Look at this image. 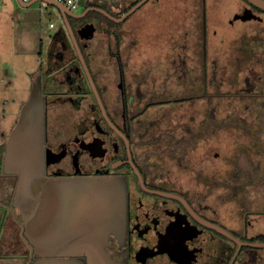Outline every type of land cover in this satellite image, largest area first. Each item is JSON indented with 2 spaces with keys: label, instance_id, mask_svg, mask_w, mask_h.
Masks as SVG:
<instances>
[{
  "label": "flooded vegetation",
  "instance_id": "obj_1",
  "mask_svg": "<svg viewBox=\"0 0 264 264\" xmlns=\"http://www.w3.org/2000/svg\"><path fill=\"white\" fill-rule=\"evenodd\" d=\"M222 1H93L107 14L69 17L70 30L62 18L49 36L34 79L45 175L122 184L113 264L261 262L264 247L247 243H264V11L241 0L224 18ZM2 176L13 215L18 177ZM50 199L51 215L75 205ZM13 224L11 250L28 253L6 264H33Z\"/></svg>",
  "mask_w": 264,
  "mask_h": 264
},
{
  "label": "water",
  "instance_id": "obj_2",
  "mask_svg": "<svg viewBox=\"0 0 264 264\" xmlns=\"http://www.w3.org/2000/svg\"><path fill=\"white\" fill-rule=\"evenodd\" d=\"M17 1L25 8L37 2L57 8L69 30V17L79 19L91 11L107 14L103 9L86 7V0L80 1V5L86 7L81 13L72 12L53 0ZM246 1L264 11V0ZM2 175L18 177L13 209H10L21 226V236L29 244L30 258L36 256L33 264H85L84 258L88 264H113L105 245L109 234L120 228L124 221L125 190L119 181L109 177H46L45 103L41 76H37L8 137ZM50 198L75 203L74 208L69 214L51 215L45 208ZM76 203L79 206L76 207ZM89 208L94 211L90 223L88 215L83 213ZM15 209L19 210L18 215ZM68 219L70 222L67 223ZM77 221H82L84 226L78 227ZM93 222L95 228H92ZM247 244L264 247V243Z\"/></svg>",
  "mask_w": 264,
  "mask_h": 264
},
{
  "label": "rangeland",
  "instance_id": "obj_3",
  "mask_svg": "<svg viewBox=\"0 0 264 264\" xmlns=\"http://www.w3.org/2000/svg\"><path fill=\"white\" fill-rule=\"evenodd\" d=\"M222 4L224 18H230L239 8L241 0H223ZM84 10L85 7L80 6L76 13ZM50 23L55 27L50 28ZM61 24L62 18L58 9L46 2H37L25 8L17 0H0V79L5 81L0 83V88L9 89L8 93L3 94L8 103L1 104L3 109L0 122L7 126V135L16 126L21 109L29 98L49 36ZM7 184L11 190L13 180L1 177L0 191ZM257 250L261 254L259 264H264V248ZM27 253L25 248H20L17 252L12 251L11 256L23 259Z\"/></svg>",
  "mask_w": 264,
  "mask_h": 264
},
{
  "label": "crops",
  "instance_id": "obj_4",
  "mask_svg": "<svg viewBox=\"0 0 264 264\" xmlns=\"http://www.w3.org/2000/svg\"><path fill=\"white\" fill-rule=\"evenodd\" d=\"M93 1H101V0H86V7L90 4V2H93ZM54 27H50V28H54ZM3 82L5 81L3 79H0V83H3ZM8 92H9V89L0 88V115L3 109V107L1 108L2 102H7V99L3 98V94L8 93ZM6 131H7V126L5 124H2V122H0V180H1V177H3L2 176L3 155L5 152L6 143L9 137V133L7 135ZM5 187L6 189L4 190L5 191L4 196L5 195L6 196L4 197V200H5L4 203L7 204L9 202L10 194L13 190V187H11V190L8 184L5 185ZM13 222H14V217L11 214V212L8 210V207L0 202V264H6L7 261L9 262L10 260L13 259L11 258L12 250H11V245H10L14 237L13 236V226H14Z\"/></svg>",
  "mask_w": 264,
  "mask_h": 264
},
{
  "label": "built area",
  "instance_id": "obj_5",
  "mask_svg": "<svg viewBox=\"0 0 264 264\" xmlns=\"http://www.w3.org/2000/svg\"><path fill=\"white\" fill-rule=\"evenodd\" d=\"M25 2H28L30 0H23ZM59 4L65 5L67 8H69L72 12H76V10L81 6L80 1L81 0H53ZM50 27H54L53 23H50Z\"/></svg>",
  "mask_w": 264,
  "mask_h": 264
},
{
  "label": "trees",
  "instance_id": "obj_6",
  "mask_svg": "<svg viewBox=\"0 0 264 264\" xmlns=\"http://www.w3.org/2000/svg\"><path fill=\"white\" fill-rule=\"evenodd\" d=\"M90 16H92V14H90Z\"/></svg>",
  "mask_w": 264,
  "mask_h": 264
}]
</instances>
